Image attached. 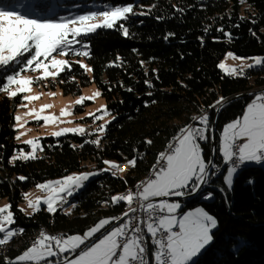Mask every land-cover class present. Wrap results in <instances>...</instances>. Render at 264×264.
I'll return each mask as SVG.
<instances>
[{"label": "trees", "instance_id": "1", "mask_svg": "<svg viewBox=\"0 0 264 264\" xmlns=\"http://www.w3.org/2000/svg\"><path fill=\"white\" fill-rule=\"evenodd\" d=\"M17 1L21 3L3 0L7 6ZM24 3L26 15L44 11L38 19L59 18L71 8L69 17L82 15L77 12L79 9L99 12L123 4H131L136 13L145 14L130 15L121 22L129 30L128 37L119 25L79 37L88 43L90 58L66 56L72 64L71 71L65 70L49 81L50 88L59 85L65 95L79 94L90 84L97 87L105 107L115 117L106 125L99 146L85 143L93 140V136L86 134L45 136L39 139L43 150L36 159L17 160L10 165L9 158L16 150L29 148L15 139V112L23 103V94L9 98L0 92V201L9 200L15 220L10 227L19 230L9 246L0 249V264L15 261L42 229L49 235L58 233L65 238L83 235L101 219L120 215L127 204L123 201L113 204L111 197L145 180L170 140L189 125L192 114L212 108L211 126L217 100L264 87V66L246 69L243 75L239 71L235 76L226 75L218 67L229 52L241 57L264 56V0H25ZM77 61L91 67V75ZM15 70L18 68H0V84L5 75ZM146 81L153 86L149 88ZM43 86L47 88L46 84ZM251 99L245 97L222 107L215 124L216 148L224 126L240 117ZM210 141L209 134L201 145L206 162ZM133 158L137 165L129 167L124 176L101 171L87 182L79 194L70 197L68 203L75 207L69 214L58 208L54 214L41 209L27 216L18 208L22 191L80 171L86 161L101 170L104 160L125 165L127 159ZM214 165L222 168V173L212 179L215 188L200 190L185 205H201L218 222L213 242L198 256L196 264H264V169L245 165L229 190L224 184L226 167H222L218 149ZM21 176L26 179L20 181ZM208 193L214 194L213 199L201 200Z\"/></svg>", "mask_w": 264, "mask_h": 264}, {"label": "snow or ice", "instance_id": "2", "mask_svg": "<svg viewBox=\"0 0 264 264\" xmlns=\"http://www.w3.org/2000/svg\"><path fill=\"white\" fill-rule=\"evenodd\" d=\"M144 14L136 13L131 4L59 19H35L21 15L19 12L0 9V68H18L12 74L4 76V82L0 84V92L6 93L9 98H15L21 93L30 92L32 85L39 81L60 77L65 70L71 71L72 64L67 59H57V56L66 57L72 54L90 58L88 43L78 39L79 37L95 33L98 29H112L117 25L123 35L128 37L129 30L121 22L127 21L130 15ZM224 35L231 39L229 33L225 32ZM76 45L80 47L76 48ZM226 58L244 59L234 56L233 53H228ZM117 59L120 58L117 57ZM248 59L253 61V64L248 65L249 68L264 66V58ZM77 63L86 72L93 71L87 64L79 61ZM143 63L141 61L142 66ZM218 67L226 75L237 74L236 69L228 68L224 63L219 64ZM28 72H39L40 75L35 79L23 75ZM239 74L243 75V72ZM146 83L149 88L153 86L150 82L146 81ZM48 95L54 96L55 93H48ZM100 95L101 93L97 91L91 97L81 96L75 103L82 106L86 100H94ZM24 99L31 102L39 97L26 96ZM223 102L224 98H221L216 101V105ZM49 107L51 105H45L39 111L33 110L25 115L33 116L37 122L44 121L45 124L56 122L59 117L41 115ZM97 111L103 115L110 114L106 107ZM60 115L63 117L72 113L62 109ZM89 116L93 123L103 118L96 113H89ZM15 120L19 128L25 127V124L21 123L22 117L16 116ZM193 120L203 127L194 128L186 125L179 130V134L174 138L175 143L168 145V153L160 154L157 166H154L153 178L137 184L135 192L129 191L126 194L111 197L113 204L123 201L128 205V210L119 219L123 220L124 217L138 212H143V217L133 215L131 219L124 220L118 227L111 230H107L106 226L117 218L101 219L82 236L69 235L65 238L48 235L41 231L39 238L33 242L32 246L17 256L11 264H26V262L41 264V262H47L49 257L58 255L63 257V264H196L195 258L213 242V230L218 226L217 219L203 208H196L194 211L179 215L178 210L181 204L169 202L167 199L194 194L215 175L211 169L217 166L211 160L206 162L202 156L203 149L200 144V141L208 139L205 132L209 128V117L205 114L193 117ZM105 130V124L99 125V132L102 133ZM68 133L83 136L86 130L83 127L65 128L52 135L60 137ZM23 135L25 133L20 132L16 139L19 140ZM85 143L99 146L100 140L85 141ZM147 143L151 144V141ZM25 144L30 146L31 152L26 153L21 149L12 157V161L34 160L37 158L36 151L43 150L39 139L27 140ZM218 151L223 158V163L228 165L227 174L224 175L223 180L229 190L232 188L234 175L242 165L247 162L264 163V94L255 95L247 104L242 116L225 125L220 135ZM104 164L107 167L100 171H111L112 175L116 176L128 167H136L137 160L127 159L124 166L108 160H105ZM97 174L98 172L95 171L81 172L67 175L59 180L37 184L36 188L47 193L46 197L43 199L37 197L33 200L29 199V194L26 193L24 199L33 214L41 211V205H45L46 210L54 214L57 206L67 203V197H71L75 190L82 188L90 177ZM18 179L24 181L26 177L21 176ZM210 197L209 193L205 199ZM155 198L164 199L154 203ZM134 202L138 204V207H133ZM67 211L70 212V210ZM133 220L137 221L135 225ZM14 223L11 205L0 207V234H2L0 246H6L12 237L18 234L10 227ZM102 229L105 233L92 242ZM145 231L151 237L153 246L150 255L145 245L143 234ZM77 250L79 252L74 259L69 260L67 256H63L65 253L75 254ZM6 264H8L7 261Z\"/></svg>", "mask_w": 264, "mask_h": 264}, {"label": "rangeland", "instance_id": "3", "mask_svg": "<svg viewBox=\"0 0 264 264\" xmlns=\"http://www.w3.org/2000/svg\"><path fill=\"white\" fill-rule=\"evenodd\" d=\"M4 1H6V0H4ZM24 1L25 0H21V3H19L17 1L12 6H7L3 2V0H0V9L7 10V11L19 12L21 15H25V16H28L30 18H37L38 19V17H41V14L44 12L43 10L39 11V13H36V14H33V15H26L24 13V11L27 10V9H25L24 7L27 4L24 3ZM98 6L100 7V5H98ZM120 6H126V5L123 4V5H120ZM62 7L64 8L66 6H62ZM90 7H93V6H90ZM72 12H73V8L68 10L66 14L60 16L59 18H61V17L71 18V17H69V15ZM77 12H82V14H87L89 12H98V11H93L91 8H85V9H79ZM59 18H54V19H59ZM227 54L221 60L220 64L224 63L226 67L236 69L237 70V74H235V75H238L239 71H245L246 69H249L248 65L249 64H253V61L251 59H248V58H252V57H241V56L234 55L236 57L244 58V59H232V58H226ZM53 55H55V53ZM56 58L57 59H66V57H60V56H57ZM260 58H264V56H260ZM81 63H84V62L81 61ZM84 64H86V63H84ZM261 67L262 66H254V67H251V68H261ZM53 71H54V69H53ZM87 73L89 75H91V72H87ZM23 75H25L27 77H30L32 79H35L38 75H40V73L39 72H35V73L28 72V73H24ZM235 75H232V76H235ZM51 80H54V79H48V80L39 81V83L37 85H35V84L32 85L30 92L22 93L23 94V103L20 105V108H18L17 111L15 112V117L16 116L22 117L21 123H24L25 127L24 128H19L17 123H16V120H15V126H14L15 130H16L15 139L20 134V132H24L25 135L21 136L19 140L16 139V141L18 143H25V141H27V140H36V139H40L41 137H45V136L54 137L52 135L54 132L60 131V130L65 129V128H77V127H83L86 130V135L93 136V140H96V139L100 140L101 137L103 136L104 132L101 133V132L98 131L99 125H101V124L107 125L113 119V116H111L110 114L109 115H103V113H100V112L97 111L98 109H101V108L105 107L104 98L100 95L99 97H96L94 100H86L89 104H85L86 103L85 102L82 106L81 105H77L75 103V101L81 96H84V97L93 96V94L95 92L99 91L97 89V87L94 84H90V85L84 87L82 89L81 93H79V94H76V95H65V94H63V92H62L61 88L59 87V85H56L55 88H50L49 87V81H51ZM44 84L47 85V88H45L43 86ZM48 93H55V95L54 96H49ZM259 94H264V92L263 93H259ZM26 96H38L39 99H36V100H33V101L29 102L28 100L24 99V97H26ZM45 105H51V107L47 108L44 112L41 113V115L59 117V119L56 122L45 124L44 121L37 122L35 120V117H33V116L25 115V113L33 111V110L39 111ZM76 107H82L83 110L82 111H77ZM62 109L71 112L72 115L61 117L60 114H61V110ZM89 113H96L97 115H102L103 118L101 120H98L95 123H93V120L89 116ZM68 121H71V123H68ZM89 133H90V135H89ZM68 134H71V133H68ZM200 144L202 145V143H200ZM24 151L26 153L27 152H31L30 146H29L28 150H24ZM18 152H19V150H16L13 153V155L9 158L8 163L10 165H13L17 161V160L16 161H12V157L14 155H17ZM40 154H41V150L38 149L36 151V156H38ZM202 156H203V151H202ZM108 161H112V162L117 163L115 160H111V159H108ZM248 165H249V167H258L259 166V167L264 169V163H261V164L249 163ZM95 167H96L95 164H93L91 161H86L82 165V170H80V171L70 172V173H68V174H66V175H64L62 177H59V178H56V179H49V180H46V181L40 182V183H45L47 181L59 180V179H62L63 177H65L67 175L78 174V173H81V172H93V171L98 172L97 175L90 177L89 180L84 183V186L82 188H80L78 190H75L74 194L71 196V198H72L73 196L79 194L85 188V184L87 182H89L92 179L96 178L100 174L101 171L98 170V169H95ZM106 167H107V165H105L104 162H103V166H102L101 169H104ZM223 167H226V172H225V175H226L227 174L228 165H225L223 163ZM128 169H129V167L126 168V170L124 172L118 173L117 175L124 176V174L127 172ZM238 171H239V169H238ZM238 171H237V173H238ZM109 172H111V171H109ZM236 175L237 174H235L234 177ZM40 183H38V184H40ZM36 185L31 187V188H29V189H27V190L22 191L21 197H20V199L18 201V208L20 210L23 209L22 212L25 215H27V216L33 215V212L28 207L27 201L24 199V195L26 193L29 194V199H33V200H35L37 197L43 199L47 195V193H44V192H41L40 190H38L36 188ZM116 195H121V194H116ZM116 195H114V196H116ZM168 200H169V202H178V203L181 204V208L178 210V214L179 215H183L184 213L189 212V211H194L196 208H203L201 205H196L194 207H185L186 201L188 199H182V200H179V199H168ZM156 203H158V202H156ZM7 204H10V202H9V200L7 198H4V199H2L0 201V207H4ZM58 208H62V207L59 205V206H57V209ZM41 209H44L46 212H48L46 210V206L45 205H41ZM63 209H64L65 214L71 213V210H72L71 203L66 204L63 207ZM67 210H70V212L67 211ZM116 227H118V226H116ZM103 230L104 229H102L101 231H103ZM41 231L46 233V231L43 230V229L40 230L38 233H36L34 235V239H32L33 240L32 243H30V247L32 246L33 242L36 239H38L39 234H40ZM46 234H48V233H46ZM97 234H99V233H97ZM0 237H2V234H0ZM8 246H9L8 244L6 246H1L0 249L7 248ZM81 247H83V246H81ZM78 252H79V250H77V253H75V254H78ZM66 254H68V255H66ZM75 254L74 253H65V254H63V256L71 257L72 255H75ZM74 258H75V256H73L69 260L74 259ZM197 258L198 257H196L195 260ZM53 259H55V261H53ZM48 260L52 261V262H48V263L63 264V262H61L63 260V257L59 256V255L55 256V257H49Z\"/></svg>", "mask_w": 264, "mask_h": 264}, {"label": "water", "instance_id": "4", "mask_svg": "<svg viewBox=\"0 0 264 264\" xmlns=\"http://www.w3.org/2000/svg\"><path fill=\"white\" fill-rule=\"evenodd\" d=\"M263 92H264V87H262V88H260L258 90H255V91H249V92L240 93V94H237V95H235V96H233L231 98L224 99V102L222 104L216 106V109H215V112H214V117H213V122H212V124L210 126V129H211L210 130V140L211 141H210V154H209V159H208V160H211L213 162V164H214V161H215V158H216V150H217L216 143H215V140H214L215 124H216V120L218 118V115L221 112L222 107L227 105V104H229L230 102H233V101L245 98V97H251V96H254L256 94L263 93ZM203 187H204V185L201 186L200 190ZM198 192H196L194 194L182 196V197L173 196V197H169L167 199H179V200L188 199L189 200L192 197H194ZM161 199H164V198H155L153 200V202H159ZM125 218L126 217H124V219ZM123 220L118 219V220L113 221V223L107 228V230H111L112 228L120 225ZM104 233H105V230L103 232H101L97 237H95L92 242H94L97 238H100ZM75 255H72L71 257H68V259L72 258ZM61 262H63V260ZM26 264H29V263H26ZM41 264H56V263H41Z\"/></svg>", "mask_w": 264, "mask_h": 264}, {"label": "bare ground", "instance_id": "5", "mask_svg": "<svg viewBox=\"0 0 264 264\" xmlns=\"http://www.w3.org/2000/svg\"><path fill=\"white\" fill-rule=\"evenodd\" d=\"M262 88V87H261ZM260 89V88H259ZM258 90V89H257ZM211 110H212V108H209V109H207V110H204V111H201V112H199V113H194V114H192V120H191V122L189 123V125L191 124V123H198L197 121H195V120H193V117H199V116H201V115H207L208 117H209V121H210V113H211ZM209 124H210V122H209ZM178 134H179V132H178ZM177 134V135H178ZM176 135V136H177ZM175 136V137H176ZM174 137V138H175ZM174 138H172L171 140H170V142L167 144V146H166V148H165V150H164V152L163 153H165V154H167L168 153V151H169V148H168V145L169 144H174L175 143V139ZM121 166H124L123 164H120ZM154 166H157V161H156V163L154 164ZM154 166L152 167V170L150 171V173L147 175V177L145 178V180H142L141 182H144V181H146V180H148V179H151V178H153V170H154ZM242 168H245V165H242L239 169H242ZM141 182H139V183H141ZM138 183V184H139ZM205 188H213V186H204L201 190H203V189H205ZM129 191H133V192H135V191H137V189H136V186L134 187V188H131V189H128V190H126L125 192H123V194H126L127 192H129ZM211 194V197L210 198H208V199H205V196H207V194H205L203 197H201V200H203V201H206V202H208V201H210L211 199H213V197H214V194L213 193H210ZM194 197H196V196H194ZM193 198V197H192ZM70 201V197H67V203ZM67 203H65V205L67 204ZM123 213H124V211L120 214V215H118V216H116L115 218H117V219H115V220H118L122 215H123ZM114 220V221H115ZM16 232L19 234V230H18V228L16 229ZM17 234V235H18ZM17 235H15V237L17 236ZM54 236H59V237H63L62 235H60V234H58V233H56ZM39 238V237H38Z\"/></svg>", "mask_w": 264, "mask_h": 264}, {"label": "built area", "instance_id": "6", "mask_svg": "<svg viewBox=\"0 0 264 264\" xmlns=\"http://www.w3.org/2000/svg\"><path fill=\"white\" fill-rule=\"evenodd\" d=\"M210 114H211V113H210ZM209 122H210V121H209ZM190 125H191L192 127H194V128L203 127V125H200L199 123H191ZM210 130H211V129H210V124H209V128H208V129L206 130V132H205V135H206L207 137H208V135L210 134ZM205 141H206V140H205ZM205 141H200V143H203V142H205ZM238 143H239V141H238ZM212 171L215 172V175H213V176L211 177V179L209 180V182H208L207 184H205L204 186H213V185L211 184L212 179H213L214 176H217V175H219V174L222 173V168L217 166L216 168H213ZM213 188H215V187L213 186ZM198 193H199V192H198ZM198 193H197L195 196H197ZM208 194H209V193H208ZM208 194H207V195H208ZM154 203H156V202H154ZM60 206H61L62 209H63V207L65 206V203H62ZM133 207H138V204H136V203L134 202ZM126 210H128V205H127L126 209L124 210V212H125ZM133 215H137V216H140V217H143V216H144L143 212H138V213H136V214H130V216H129V217H126L124 220H129V219H131V217H132ZM124 220H123L121 223H123ZM132 222H133V225H135V224L137 223V221H135V220H133ZM16 229H17V227H16ZM16 229H14V230L16 231ZM143 234H144V236H145V245H146V247L149 249V255H150L151 251L153 250V246H152V244H151V237L148 236V234L146 233V231H145Z\"/></svg>", "mask_w": 264, "mask_h": 264}, {"label": "crops", "instance_id": "7", "mask_svg": "<svg viewBox=\"0 0 264 264\" xmlns=\"http://www.w3.org/2000/svg\"><path fill=\"white\" fill-rule=\"evenodd\" d=\"M255 96V95H254ZM254 96H251V98L253 99V97ZM251 99V100H252ZM251 100H250V102H251ZM249 102V103H250ZM247 106V105H246ZM246 108V107H245ZM243 114V113H242ZM242 116V115H241ZM202 147V146H201ZM203 149V148H202ZM217 149H219V146H218V148ZM218 154H219V151H218ZM219 156H221L220 154H219ZM221 161H222V167H223V158H222V156H221ZM249 163H254V162H247V163H245L244 165H246V166H249L248 164ZM225 172H226V170L223 172V177H224V175H225ZM119 226V225H118ZM95 242V241H94ZM48 262H52V261H50V260H47V262H41V263H48ZM26 263H29L30 264V262H26Z\"/></svg>", "mask_w": 264, "mask_h": 264}]
</instances>
